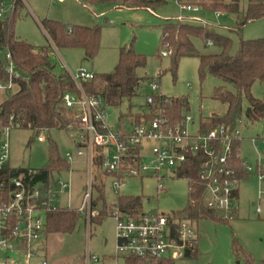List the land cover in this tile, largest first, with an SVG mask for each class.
Listing matches in <instances>:
<instances>
[{
  "label": "rangeland",
  "instance_id": "374dc122",
  "mask_svg": "<svg viewBox=\"0 0 264 264\" xmlns=\"http://www.w3.org/2000/svg\"><path fill=\"white\" fill-rule=\"evenodd\" d=\"M13 0H6L11 7ZM24 5L15 23V33L21 41L37 49L48 51L56 76L67 72L68 66L73 72L80 67L93 71L96 75L111 73L115 70L121 48L132 49L147 57V65L139 68L142 77L138 95L125 99L118 107L108 106L109 122L115 128L127 127L131 114L147 110L148 95L156 94L152 83L156 79L158 92L170 97H183L188 101L185 114L194 117L195 124L190 131L195 132L200 117L206 120L214 115L226 114L228 105L214 97L217 87L234 91L231 84L207 74L201 78L200 58L185 56L179 61L174 74L171 71V55L162 56L166 46L162 43V28L167 21L177 22L182 10L178 0H166L150 8L120 7L114 3L87 4L79 0H22ZM155 1V0H145ZM233 0H224L229 4ZM211 3L210 0H197L198 5ZM241 12H245L248 0H239ZM201 7V6H200ZM10 11V10H9ZM9 11L6 15L9 14ZM187 16H197L199 20L183 22L203 25L215 34L232 39L230 53L235 54L241 39L264 37V18L247 23L237 31V16L230 12L205 10L184 11ZM45 19H54L68 26L84 24L101 26V42L97 55L85 60L80 48L54 47L48 34L40 23ZM40 22V23H39ZM195 49L200 54L219 53L221 48L210 45L199 37H192ZM251 92L264 99V82H255ZM9 96L0 93V103ZM248 101L243 98V111L237 121L240 131V151L251 165H256L258 155L250 138L257 134L264 136V118L251 122L246 118ZM121 118V119H120ZM45 141L37 140V134L28 128L11 127L9 129L10 159L7 164L12 168L39 170L47 167L50 160L51 140L57 145L59 155L64 158L68 152L75 153L76 148L66 129L54 128L42 133ZM154 142H146L150 151ZM262 152L261 164L264 168V145H259ZM61 178L71 180V207L79 208L82 204L86 185L89 182L90 167L87 161L77 158L71 172H61ZM170 176V174H169ZM107 203L112 208L118 196H135L142 200L144 213L159 212L166 215L183 213L189 203L190 187L186 178L167 177L164 180L166 191L159 193L158 180L153 177L128 178L119 189L112 187V179H105ZM240 200L237 217L228 222L201 220L195 223L198 233V252L195 256L175 260L172 264H264V180L261 184L253 175L243 180L239 186ZM68 193L62 198L61 205L66 206ZM116 221L113 216L105 217L101 222L88 221L80 215L72 232L47 235L45 241L48 264H85L87 251L100 257L94 264H127L123 257L116 258L115 246ZM104 254L108 260L103 261Z\"/></svg>",
  "mask_w": 264,
  "mask_h": 264
},
{
  "label": "built area",
  "instance_id": "2783aa9c",
  "mask_svg": "<svg viewBox=\"0 0 264 264\" xmlns=\"http://www.w3.org/2000/svg\"><path fill=\"white\" fill-rule=\"evenodd\" d=\"M179 2L182 13L196 12L201 8L197 0ZM12 8L13 4L8 7L6 0H0V19ZM182 13L177 18L179 22L199 20L197 16ZM208 43L212 44V41ZM164 45L166 50L162 56L171 55V46ZM34 51L45 52L37 48ZM0 55L5 59L9 75L8 81L0 82V92L10 93L17 87L16 79L22 75L10 52L0 50ZM66 68L76 90H66L62 95V107L68 119L64 129L69 131L76 152H68L64 159L71 165L77 158L84 159L90 167L82 204L76 208L80 215L90 221L96 214L92 208V169L94 148L99 147L102 170L112 179L114 189H119L128 178L153 177L158 180L159 193L166 191L164 180L167 177L186 178L189 182L188 177L179 176V170L188 162L189 154L203 153L208 157L199 168V175L207 180L203 197L205 208L225 221L236 218L239 209L237 190L241 180L235 176L229 158L233 141L241 140L237 127L231 129L219 124L202 132L200 122L197 130L191 132L190 126L195 124L192 115L184 114L181 121H170L163 107L169 98L158 92L160 86L155 79L152 89L157 93L146 99L147 114H151V118L139 124L131 119L128 127L120 125L115 128L109 122L104 98L86 90L85 85L93 81L96 74L85 67L76 72L68 66ZM13 119L11 116L10 125L0 128V173L9 166V129L19 126L13 123ZM44 131L37 135L40 142L46 139L42 134ZM148 141L154 142L149 152L145 145ZM252 141L255 144L257 139ZM244 165L247 172L255 174L259 180L264 178L260 161L251 165L244 160ZM70 192L71 180L65 182L60 175L46 188L42 183L27 184L23 174L0 180V264H48L45 250L48 212L60 207L72 208ZM66 193L68 204L62 206L60 203ZM113 217L116 221L115 254L123 257L127 264H167L185 258L188 252H194L198 247L197 227L184 212L166 215L141 210L128 214L116 208ZM99 261L98 255L87 251L85 264Z\"/></svg>",
  "mask_w": 264,
  "mask_h": 264
},
{
  "label": "trees",
  "instance_id": "16d2710c",
  "mask_svg": "<svg viewBox=\"0 0 264 264\" xmlns=\"http://www.w3.org/2000/svg\"><path fill=\"white\" fill-rule=\"evenodd\" d=\"M83 3H116L120 7L150 8L153 5L165 3L166 0H80ZM180 1V0H178ZM211 3L200 5L205 10L217 12H230L237 16V31L249 22L264 18V0H248L247 9L241 12L239 0L226 4L224 0H210ZM13 8L3 19H0V50L10 52L16 68L25 79H16L17 87L8 94L0 103V128L10 125V117L14 116L13 123L20 128L33 130L39 134L43 130L50 131L54 128L64 129L68 119L62 107V95L66 90H76V85L68 72L56 76L53 73L48 52H35V47L21 41L15 33V23L20 15L24 3L22 0H13ZM42 29L48 34L52 43L57 48H80L84 51L85 59H93L100 48L101 26L72 25L54 19H45L41 22ZM71 27V31H69ZM192 37H199L212 41L221 48L219 53L200 54L194 47ZM162 43L168 44L173 49L171 54V71L176 74L179 61L185 56H198L200 58L199 72L201 78L207 74L231 84L234 91L217 87L214 97L228 105L225 115H214L209 120H202L200 129L206 132L216 125L223 124L234 129L242 115L243 98L248 101L245 110L246 118L257 122L264 118V99L255 97L252 86L255 82H264V37L256 39H241L238 51L230 53L232 39L215 34L207 27L197 24L167 21L162 28ZM147 65V57L132 49L121 48L119 61L111 73L96 75L95 79L85 85L86 90L104 98L108 106L118 107L125 99L138 95V88L142 77L137 73L139 68ZM9 75L5 68V59L0 55V82H6ZM157 79V78H156ZM158 80V79H157ZM1 93V92H0ZM166 96V95H165ZM169 102L163 104L170 121H181L188 101L183 97H170ZM135 124L142 120H149L151 114H131ZM121 119V118H120ZM240 141L232 144L230 166L235 176L241 181L248 179L244 159L240 155ZM95 156L92 169V208L96 214L91 221L101 222L105 217L113 216L116 208L125 213L133 214L142 210V200L135 196H118L117 202L111 208L107 203L106 183L108 176L102 170L103 158L101 149L94 148ZM208 159L203 153L189 154L188 162L179 170L180 177L189 178V203L183 211L194 223L201 220L215 222H228L220 219L214 211L205 208L203 197L207 180L199 175V168ZM72 170V165L62 158L57 150V145L51 140L50 160L47 167L39 170L26 168H4L0 173V180L23 174L27 184L33 186L42 183L44 188L54 183L61 172ZM80 218L76 208L60 207L48 212L47 235L72 232ZM188 252L186 257L195 256ZM250 264L251 261H249ZM167 264H172L168 262Z\"/></svg>",
  "mask_w": 264,
  "mask_h": 264
},
{
  "label": "crops",
  "instance_id": "0c3cea01",
  "mask_svg": "<svg viewBox=\"0 0 264 264\" xmlns=\"http://www.w3.org/2000/svg\"><path fill=\"white\" fill-rule=\"evenodd\" d=\"M62 1V0H61ZM79 2H82V1H80L79 0ZM84 4V3H83ZM114 6L115 7H117L118 6V4H116V3H114ZM40 23V22H39ZM80 25H84V24H80ZM40 26H41V23H40ZM84 26H86V25H84ZM42 27V26H41ZM213 44V43H212ZM212 44H210V45H212ZM34 47V46H33ZM36 48V47H35ZM84 57H85V54H84ZM85 60H87V59H85ZM81 68V67H80ZM255 97H257V98H260V97H258L257 95L255 96ZM144 112H146L147 113V110H144V111H142V112H138V113H144ZM131 117V116H130ZM131 119H133L132 117H131ZM202 120H206V119H204V118H201L200 117V122H202ZM209 120V119H208ZM199 122V123H200ZM130 125V124H129ZM128 127V126H127ZM261 138V139H260ZM262 138H264V136H261V135H259V134H257L255 137H252V138H250V141L253 143V139H257V142L254 144L253 143V145H254V148H255V151H256V153H257V155H258V160H257V163L260 161V163H261V154H262V152H260V150H259V145L261 144V145H264V143L262 142ZM240 155H241V157L243 158V156H242V154H241V151H240ZM245 161H247L249 164H250V162L246 159V158H243ZM256 163V164H257ZM262 165V164H261ZM262 170H263V173H264V168H263V166H262ZM255 176L256 178H257V176L255 175V174H252V173H250V175H249V177L250 176ZM248 177V178H249ZM245 180H247V179H245ZM257 180L259 181V184H261L262 183V181L264 180V178L262 179V180H259L258 178H257ZM242 182V181H241ZM241 182H240V184H241ZM240 184H239V186H240ZM237 200H238V203H239V200H240V196H239V187H238V190H237ZM237 217V216H236ZM108 258H109V256L108 255H106V254H104V256H103V261H105V260H108ZM116 258H118V257H116ZM104 264H105V262H103Z\"/></svg>",
  "mask_w": 264,
  "mask_h": 264
}]
</instances>
